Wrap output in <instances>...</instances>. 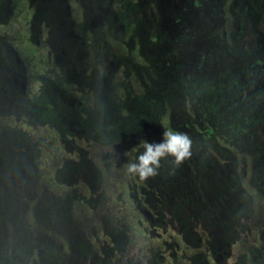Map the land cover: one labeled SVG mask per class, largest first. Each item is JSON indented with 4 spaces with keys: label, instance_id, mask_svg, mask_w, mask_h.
I'll use <instances>...</instances> for the list:
<instances>
[{
    "label": "flooded vegetation",
    "instance_id": "af4514ba",
    "mask_svg": "<svg viewBox=\"0 0 264 264\" xmlns=\"http://www.w3.org/2000/svg\"><path fill=\"white\" fill-rule=\"evenodd\" d=\"M124 1L30 0L27 55L46 58L31 70L0 35V264H264V207L253 209L255 197L264 205V150L253 140L256 123L264 135V0ZM132 4L141 8L122 18ZM227 13L233 31L218 35ZM198 45L206 56L191 59V73L175 59ZM222 47L239 130L207 99L210 49ZM143 49L155 60L134 61ZM164 122L191 137V157L162 161L146 181L130 176ZM228 146L252 151L255 196Z\"/></svg>",
    "mask_w": 264,
    "mask_h": 264
},
{
    "label": "rangeland",
    "instance_id": "374dc122",
    "mask_svg": "<svg viewBox=\"0 0 264 264\" xmlns=\"http://www.w3.org/2000/svg\"><path fill=\"white\" fill-rule=\"evenodd\" d=\"M29 1L30 0H14L15 4L13 5V2L10 4L11 5L10 11L8 13H6L4 15L2 13H0V35H1V33H5V35L8 36L12 40L11 44L19 52L21 57L25 58V62L27 64L28 68L31 70L33 68V64H32L33 61H34V64L37 62L40 63L41 61H44L46 58H45V51L44 52L37 51V53H35V55L33 56V61L31 59H29L28 55H27L28 48H32V44L24 39L28 35L29 23H30V11H29V3L30 2ZM127 1L128 0H125L123 3L126 4ZM131 1L133 2L134 0H131ZM0 3H1V0H0ZM5 4H7V2H5ZM4 8H5V11H7L9 9V7H7V6H4ZM139 8H141V7H140V5H137V4H132L131 7L125 6L124 10L121 13L122 18H123V16L125 17V15H124L126 12L125 10L129 9V14L131 16L132 11L133 10H139ZM158 10L159 9L155 10L154 13L157 17L158 16L160 17L161 13ZM150 17L152 18V16H150ZM233 18L234 17L231 13H227V15L226 14L224 15L225 25L222 26L218 30V32H217L218 35H221L223 30H227L228 32L233 31L232 26H231V23L234 20ZM141 37H142V33H140V36L137 39L139 40V38H141ZM110 44L112 46L114 54H116V51H117V53H120V54L122 52L127 53V51L124 48H121L120 46H118V44L115 40H112V41L110 40ZM229 45H230L229 49H231L232 46H234V47L237 46L235 44H232L230 41H229ZM206 49H207V47H205V46L202 47V46L198 45V47L195 46V48H192L190 52L187 50H184L183 54L186 57V59L183 58V54L182 55L177 54V58L175 59V61L178 63L186 62V65H190V67H191L190 72L193 73L195 60H194V62H191V59L193 60V59L197 58L196 55L198 53H202L203 57H205L206 55L204 54V52ZM229 49H225L223 47L221 48V50L211 48L210 53H209V55L216 57V59L218 60L217 68L215 70L217 72L218 77L213 74L214 79H212V81H213L211 83L212 85L210 87H206V89L210 92L209 98H207L209 103H210V107L212 109L218 108V109H216L217 113H214V112L211 113L214 117L216 114L218 116L220 114H222V111L224 108L222 103L224 101H227L225 91H223V87H222L223 82H221V77H223V74L221 72L224 71L223 72L224 74L227 73V71H225V69L227 68L226 67V61H227L226 51L230 52ZM135 54H136V56L134 57ZM131 56H132V59H134V61H136L140 64H144V65L149 64L150 61L155 60V57H153L151 54H149L147 52V49H143V50H141V52H136V50H134ZM187 59H190V60H187ZM222 67H223V70L221 71ZM196 76H197V78H201L203 80L204 76H202V77L200 75H196ZM132 80H134V79H132ZM206 83L207 82L203 81L201 83V86L203 87L204 84H206ZM133 93H135L137 96H140L141 91L139 89H135V91ZM232 95L229 94V98H231ZM143 99H144V95L140 96L139 101H142ZM150 100H151L150 98L148 100H146L147 101L146 103L148 104V107L150 109H154V106H153L154 104L151 103ZM215 106H217V107H215ZM228 107L233 109V110L234 109L236 110V108H237L236 105H232V103L230 101L228 103ZM197 108L200 109V106H197ZM165 109H167V103H165ZM228 111L230 112V109ZM237 116L239 117V115H237ZM228 120L230 122V126H235L238 130L240 129V127H242V116L241 115L237 119V122H236L235 117H234V119L232 118L230 121V116H229ZM212 121H214V119H212ZM260 125H262V123H260V124L256 123L255 124L256 128H253L254 129L253 140L256 141L257 143H259V145H261L263 150H264V135L261 132L262 129H260L261 128ZM161 126H163L164 128H167V129H169V128L172 129V126L170 125L169 122H164V123L160 124V127ZM217 141L221 142V139L218 138ZM242 146L244 147V144H242ZM228 148L231 150V152L234 156H237L238 158L242 157V159L243 158L245 159L247 164H246V166H244L242 168H243L246 176L242 177V187L250 195L255 196L256 195L255 190H256L257 182L255 179L251 178V175L253 173L252 166H251V163H252V161H251V154L252 153L251 152L252 151L249 149L243 148L242 153H241L238 150H236L235 147H233V146L232 147L228 146ZM256 150H258L257 146H256ZM244 172L242 171V174ZM249 180L252 181L251 185L248 182ZM257 196L260 197L261 195H257ZM255 198H254L255 205H254L253 209L260 211L261 209H263L264 205L261 206L259 204V201H257V200H259V198L258 197H255ZM261 198H262V196H261Z\"/></svg>",
    "mask_w": 264,
    "mask_h": 264
},
{
    "label": "clouds",
    "instance_id": "9594fccd",
    "mask_svg": "<svg viewBox=\"0 0 264 264\" xmlns=\"http://www.w3.org/2000/svg\"><path fill=\"white\" fill-rule=\"evenodd\" d=\"M192 144V139L186 132L166 129L161 142H142L143 151L129 161L127 173L145 181L154 178L159 175L162 161L171 159L174 165L179 166L190 158Z\"/></svg>",
    "mask_w": 264,
    "mask_h": 264
},
{
    "label": "trees",
    "instance_id": "16d2710c",
    "mask_svg": "<svg viewBox=\"0 0 264 264\" xmlns=\"http://www.w3.org/2000/svg\"><path fill=\"white\" fill-rule=\"evenodd\" d=\"M222 87H223V91H228L229 92V94H233L234 93V91H233V87H231V85L230 84H228V86L226 85V84H222ZM227 97V101H224L222 104H223V111H225V110H227V113H228V118H229V116H230V121H231V119L233 118L234 119V117L236 118V122H237V119L240 117H238L237 115H238V113H237V108H236V110L234 109H231V108H229L228 107V103H229V101L232 103V105H236V107H240V104L239 103H237L236 102V100H237V97L233 94L232 95V97L231 98H229V95L228 96H226ZM215 107H217V106H215ZM216 109H218V108H214V109H212L213 110V112L214 113H217V110ZM230 109V112L228 111ZM222 111V114H224V112ZM231 113V114H230ZM226 114V113H225ZM221 115V114H220ZM218 116V115H217ZM244 117H242V126H244ZM235 124V123H234Z\"/></svg>",
    "mask_w": 264,
    "mask_h": 264
}]
</instances>
